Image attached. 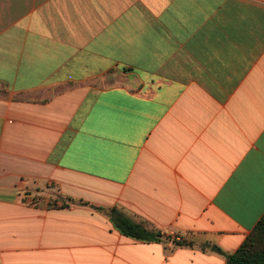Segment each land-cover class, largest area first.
<instances>
[{
  "label": "crops",
  "instance_id": "obj_1",
  "mask_svg": "<svg viewBox=\"0 0 264 264\" xmlns=\"http://www.w3.org/2000/svg\"><path fill=\"white\" fill-rule=\"evenodd\" d=\"M263 216L264 0H0V264H227Z\"/></svg>",
  "mask_w": 264,
  "mask_h": 264
},
{
  "label": "trees",
  "instance_id": "obj_2",
  "mask_svg": "<svg viewBox=\"0 0 264 264\" xmlns=\"http://www.w3.org/2000/svg\"><path fill=\"white\" fill-rule=\"evenodd\" d=\"M110 219L115 228L125 236L143 241L160 239V231L131 221L122 212H118L115 207L111 208ZM183 244V242H176V245ZM227 264H264V216L241 246L227 256Z\"/></svg>",
  "mask_w": 264,
  "mask_h": 264
},
{
  "label": "rangeland",
  "instance_id": "obj_3",
  "mask_svg": "<svg viewBox=\"0 0 264 264\" xmlns=\"http://www.w3.org/2000/svg\"><path fill=\"white\" fill-rule=\"evenodd\" d=\"M123 81L124 80L122 78H115L114 80L108 81L107 85H117V84H121ZM115 209L118 212H121V207L120 206L119 207H115ZM99 212L102 213L103 215L107 216L109 218V220L111 221V219H110L111 208L110 209H103L102 211H99ZM113 227H115L114 224H113Z\"/></svg>",
  "mask_w": 264,
  "mask_h": 264
}]
</instances>
